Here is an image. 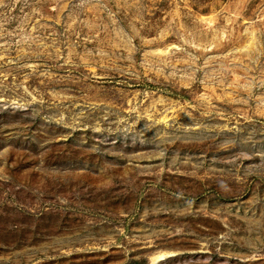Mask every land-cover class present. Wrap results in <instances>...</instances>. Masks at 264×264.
<instances>
[{"label":"rangeland","instance_id":"374dc122","mask_svg":"<svg viewBox=\"0 0 264 264\" xmlns=\"http://www.w3.org/2000/svg\"><path fill=\"white\" fill-rule=\"evenodd\" d=\"M0 264H264V0H0Z\"/></svg>","mask_w":264,"mask_h":264},{"label":"bare ground","instance_id":"6f19581e","mask_svg":"<svg viewBox=\"0 0 264 264\" xmlns=\"http://www.w3.org/2000/svg\"><path fill=\"white\" fill-rule=\"evenodd\" d=\"M175 252L173 251H160L159 253H156L154 255H152V260L153 261H156V260H160V259H163L169 255H174Z\"/></svg>","mask_w":264,"mask_h":264}]
</instances>
